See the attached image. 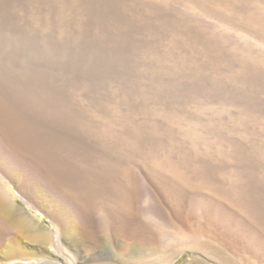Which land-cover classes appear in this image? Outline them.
I'll use <instances>...</instances> for the list:
<instances>
[{
	"label": "rangeland",
	"instance_id": "obj_1",
	"mask_svg": "<svg viewBox=\"0 0 264 264\" xmlns=\"http://www.w3.org/2000/svg\"><path fill=\"white\" fill-rule=\"evenodd\" d=\"M0 139L54 201L120 216L136 264H264V0H0Z\"/></svg>",
	"mask_w": 264,
	"mask_h": 264
},
{
	"label": "bare ground",
	"instance_id": "obj_2",
	"mask_svg": "<svg viewBox=\"0 0 264 264\" xmlns=\"http://www.w3.org/2000/svg\"><path fill=\"white\" fill-rule=\"evenodd\" d=\"M3 144L5 143L0 139V157H11L16 162V165H20L17 169L12 166V168L8 167L9 171H0V177L3 178V180H0V220L8 226L6 228L10 231L8 232V238L5 233L2 234L0 232V256L7 260H19L22 264H30L32 262L49 264L47 263L49 261L55 264H83L84 261L82 260L86 258L85 249L96 246L97 240L102 239L110 243L112 239L115 246L123 252L128 248V245L133 244L125 240L128 233L126 228L117 230L113 228L118 227L116 220L120 216L111 215L112 213L105 210L107 209L105 208L102 210L103 214H99L100 217L97 218L89 213L90 211L88 212L87 208H84L86 206L83 207L82 204L84 202H80V199L75 198V195L74 198L73 196H70V198L66 197L68 203H62L59 200L54 201L46 191L39 187L37 182L30 181L31 177L36 178L35 174L38 172L34 173V170L25 167L23 162L17 158L12 145L13 148ZM42 176L40 175V177ZM10 177L18 180L20 191L27 202L34 206L45 208L52 217L54 224H56L55 226L61 225L64 227L50 228L41 226L35 220L34 215L16 200L15 195L9 189L10 187L5 184V180ZM63 189H65L64 186ZM54 193L56 194V192ZM72 194L71 191L70 195ZM101 234H104V237ZM134 243L129 252L132 253L130 256L132 259L129 264H136L143 255L138 247L139 243ZM148 255L150 253L146 254V256ZM95 260L98 261L97 264H106L103 263L101 258H96Z\"/></svg>",
	"mask_w": 264,
	"mask_h": 264
}]
</instances>
